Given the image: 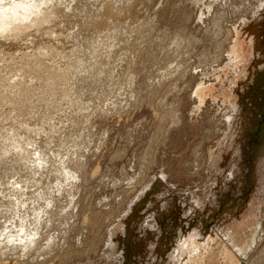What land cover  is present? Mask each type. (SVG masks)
Segmentation results:
<instances>
[{
	"label": "rangeland",
	"instance_id": "1",
	"mask_svg": "<svg viewBox=\"0 0 264 264\" xmlns=\"http://www.w3.org/2000/svg\"><path fill=\"white\" fill-rule=\"evenodd\" d=\"M47 3L44 24L35 14L0 35V146L11 127L33 141L21 163L14 150L0 159V186L27 171L34 182L32 155L53 156L55 168L34 169L50 179L39 172L23 195L53 205H36L50 213L40 242L1 250L0 264H264V0ZM62 162L79 179H61ZM31 204L3 207L0 223L31 208L33 233Z\"/></svg>",
	"mask_w": 264,
	"mask_h": 264
},
{
	"label": "bare ground",
	"instance_id": "2",
	"mask_svg": "<svg viewBox=\"0 0 264 264\" xmlns=\"http://www.w3.org/2000/svg\"><path fill=\"white\" fill-rule=\"evenodd\" d=\"M48 1L50 2V0H11V1L5 3V4L2 3V1H1V3H0V35H2V33H6V31H7V34H11L12 32H16V31L19 32L18 30H20V29L22 28V26H23L24 24H26V21H27V22H28V20H29V22H31V21L33 22V20H34V22L37 21V20H35V18H37V17H36L37 14H42V15H44V16H42L43 19L40 17L41 15H40V16L38 15V17H40V19L38 18V21H39V22L37 21L38 24L40 23L41 20L44 21V19L48 21L49 18H44V17H49V15H52V14H50V13H51V9L53 10V4H54V3H51L52 5L50 4V5H51V6H50V5L47 3ZM46 3L51 7V9H48V7H47V8H44L45 6H43V5H45ZM17 4L25 6V7L27 8V11H25L24 8H21V9H17L15 12H8V13H5V12H4V9H5V8H14V6L17 5ZM50 7H49V8H50ZM191 8H192V7H191ZM238 8H240V7H238ZM47 9H48L49 11H48ZM216 9H217V8H216ZM195 11H196V10H195ZM245 11H246V10H245ZM48 12H50V13H48ZM196 12H197V11H196ZM196 12H195V13H196ZM35 14H36V15H35ZM34 16H35V18H34ZM238 16H239V15H238ZM208 17H209V16H208ZM213 17H214V16H213ZM31 18H32V19H31ZM51 18H52V16H51ZM51 18H50V19H51ZM206 18H207V17H206ZM30 19H31V20H30ZM43 21H41V23H42ZM34 22H33V23H34ZM37 22H35V23L37 24ZM146 22H147V21H146ZM22 23H24V24H22ZM35 23H34V24H35ZM30 24H31V23H30ZM30 24H27V25L30 26ZM34 24H33V25H34ZM43 24H44V22H43ZM222 24H223V23H222ZM39 25H40V24H39ZM39 25H37V26L39 27ZM147 25H148V24H147ZM25 26H26V25H25ZM25 26H23V27H25ZM29 26H26L25 29H26L27 27H28L29 29H31V27H29ZM31 26H32V25H31ZM40 26H41V25H40ZM34 27H35V25H34ZM217 27H218V26H217ZM28 28H27V29H28ZM11 29H13V30L16 29V31H12L11 33L8 32V31H10ZM25 29H23V30L25 31ZM27 29H26V31H27ZM37 29L39 30V28H37ZM133 29H134V28H133ZM38 30H37V31H38ZM45 30H46V29H45ZM24 31H23V33H24ZM46 31L49 32V30H46ZM123 31H125V30H123ZM131 31H132V29H131ZM176 31H177V30H176ZM40 32H41V31H40ZM126 32L129 33L128 31H126ZM19 33H22V31H20ZM45 33H47V32H45ZM50 33H51V32H50ZM123 33H124V32H123ZM131 33H132V32H131ZM233 33H234V32H233ZM47 34H49V33H47ZM143 34H144V33H143ZM178 34H179V33H178ZM201 34H202V33H201ZM4 35H6V34H4ZM13 35H14V34H13ZM192 35H193V34H192ZM222 35H223V34H222ZM9 36H10V35H9ZM17 36H18V35H17ZM30 36H31V35H30ZM30 36H29V38H30ZM47 36H48V35H47ZM49 36H52V35L49 34ZM58 36H59V34H58ZM125 36H126V35H125ZM125 36H124V37H125ZM216 36H217V35H216ZM218 36H219V35H218ZM12 37H13V36H12ZM14 37L16 38L15 35H14ZM144 37H145V36H144ZM55 38H56V37H55ZM32 39H33V37H32ZM123 39H125V41L123 40L124 42H128V41L126 40V38H123ZM128 39H129V37H128ZM198 39H199V38H198ZM201 39H202V38H201ZM14 40H15V39H14ZM188 40H189V39H188ZM195 40H196V39H195ZM222 40H223V39H222ZM182 43H183V41H182ZM170 44H171V43H170ZM107 45H109V44H107ZM111 45H113V44L111 43ZM111 45H110V46H111ZM46 46H47V45H46ZM103 46H105V45L102 44V49H105V48H103ZM171 46H172V45H171ZM217 46H218V45H217ZM41 47H42V46H41ZM47 47H48V46H47ZM99 47H100V46H99ZM179 47H180V46H179ZM185 47H187V46H185ZM48 48H49V47H48ZM106 48H107V47H106ZM108 48H110V47H108ZM204 48H205V47H204ZM37 49H39V48H37ZM92 49H93V48H91V51H92ZM94 49H95V48H94ZM97 49H98V48H97ZM97 49H96V50H97ZM45 51H46V50H45ZM91 51H90V52H91ZM94 51H95V50H93V52H94ZM41 52H43V51H41ZM47 52H48V51H47ZM93 52H91V53H93ZM212 52H213V51H212ZM11 53H12V52H11ZM220 53H221V52H220ZM26 54H27V53H26ZM39 54H41V53L39 52ZM42 54H43V53H42ZM206 54H207V53H206ZM124 55H125V54H124ZM191 55H192V54H191ZM217 55H218V54H217ZM43 56H44V55H43ZM125 56H126V55H125ZM200 56H201V55H200ZM220 56H221V55H220ZM26 57H27V56H26ZM202 57H203V56H202ZM38 58H39V57H38ZM77 59H78V58H77ZM80 59H83V58L81 57ZM213 59H214V58H213ZM202 60H203V59H202ZM220 60H221V59H220ZM38 61H39V59H38ZM38 61H37V63H39ZM77 61L79 62V60H77ZM83 61H84V60H83ZM97 61H98V59H97ZM213 61H214V60H213ZM78 62H76V63H78ZM81 62H82V60H81ZM94 62H96V61H94ZM216 62H217V61H216ZM34 63H36V62H34ZM82 63H83V62H82ZM96 63H97V62H96ZM98 63H99V62H98ZM210 63H211V62H210ZM40 64H41V63H40ZM80 64H81V63H80ZM171 64H172V63H171ZM212 64H213V63H212ZM218 64H219V63H218ZM41 65H43V64H41ZM94 65H95V64H94ZM59 66H60V65H59ZM63 66H64V65H63ZM37 67H38V66H37ZM178 67H179V66H178ZM204 67H205V66H204ZM38 68L41 69L40 67H38ZM163 68H164V67H163ZM202 68H203V67H202ZM53 69H55V67H54ZM67 69H68V68H67ZM207 69H208V68H207ZM20 72H21V73H20V78H17V80H15V81L12 82L11 84H9V86L11 87L10 90H12V89H14V88H17V87H18V89L20 88L19 86H20V84L23 82L22 79H23V77H24V76H22V74L24 73L22 68L20 69ZM49 73H50V72H49ZM193 73H194V72H193ZM195 73H196V72H195ZM18 74H19V73H18ZM73 74H74V73H73ZM56 75H57V74H56ZM51 76H53V74H51ZM65 76H66V75H65ZM158 76H159V75H158ZM156 78H157V76H156ZM161 78H162V77H161ZM0 79H2V77H1ZM165 79H166V78H165ZM192 79H193V78H192ZM31 80H33V79H31ZM0 81H1V80H0ZM68 81H69V80H68ZM193 81H194V80H193ZM1 83L3 84V82H1ZM69 84H70V83H69ZM191 84H192V83H191ZM191 84H190V85H191ZM5 86H6V85H5ZM129 86H130V85H129ZM2 87H3V86H2ZM2 87H1V88H2ZM28 88H29V87H28ZM18 89H15V90H18ZM23 89H24V88H23ZM4 90H6V89H4ZM10 90H9V91H10ZM25 90H26V89H25ZM2 91H3V90H2ZM2 91H1V92H2ZM13 91H14V90H13ZM6 92H7V90H6ZM125 93H126V92H125ZM132 93H134V92H132ZM1 94H2V93H1ZM121 94H122V92H121ZM2 95H3V94H2ZM131 96H132V95H131ZM180 96H181V95H180ZM0 97H1V95H0ZM5 97H6V95H3V99H5ZM8 97H10V96H8ZM11 97H12V96H11ZM1 98H2V97H1ZM126 98H127V97H126ZM3 99H2V101H3ZM9 99H11V98H9ZM12 99H13V98H12ZM170 99H171V98H170ZM178 100H179V99H178ZM185 100H186V98H185ZM185 100H184V101H185ZM0 101H1V100H0ZM9 101H10V100H9ZM182 102H183V101H182ZM1 104H2V102H1ZM179 104H180V103H179ZM89 105H90V104H89ZM0 106H1V105H0ZM24 107H25V106H24ZM34 107H35V106H34ZM26 108H27V107H26ZM32 108H33V107H32ZM174 108H175V107H174ZM28 109H29V108H28ZM35 110H36V109H35ZM91 110H92V109H91ZM16 111H17V110H16ZM177 111H178V110H177ZM81 112H82V111H81ZM89 112H90V111H89ZM11 113H12V112H11ZM11 113H10V114H11ZM15 113H16V112H15ZM24 113H25V111H24ZM74 113H75V112H74ZM179 113H180V112H179ZM10 114H9V115H10ZM12 114H13V113H12ZM16 114H17V113H16ZM27 114H28V113H27ZM69 115H70V114H69ZM81 115H82V114H81ZM86 116H87V114H86ZM86 116H85V117H86ZM30 117H31V116H30ZM175 117H176V115H174L173 118H174V119H177V117H176V118H175ZM9 118H10V117H9ZM9 118H8V119H9ZM11 118H12V117H11ZM18 118H19V117H18ZM22 119H23V117H22ZM90 119H91V118H90ZM90 119H89V122H90ZM174 119H172V120H174ZM226 119H227V118H226ZM228 119H229V118H228ZM23 120H24V119H23ZM23 120H21V121H23ZM71 120H72V119H71ZM18 121H19V120H18ZM21 121H20V122H21ZM74 121H75V120H74ZM87 121H88V120H87ZM174 121H176V120H174ZM68 122H69V121H68ZM81 122H83V121H81ZM172 122H173V121H172ZM13 123H14V122H13ZM87 123H88V122H87ZM175 123H176V122H175ZM1 124H2V123H1ZM60 124H61V123H60ZM11 125H12V124H11ZM2 126H3V125H2ZM12 126H13V125H12ZM10 127H11V126H10ZM174 127H175V126H174ZM11 128H12V127H11ZM11 128H9V129L7 128V129H8L7 132L10 130V131H11V134H12V133H16V132H17V134H19V133H18V130H19V129L17 130L16 128H15V129L13 128V129H14V132H12L13 129H11ZM21 128H22V127H21ZM21 128H20V129H21ZM53 128H54V127H53ZM73 128H74V127H73ZM64 129H65V128H64ZM74 129H75V128H74ZM15 130H16V131H15ZM21 130H22V129H21ZM21 130H20V131H21ZM30 130H31V129H30ZM33 130H34V129H33ZM70 130H71V129H70ZM72 130H73V129H72ZM80 130H81V129H80ZM10 131H9V133H10ZM25 131H26V130H25ZM36 131H39V130H36ZM46 132H49V131H46ZM51 132H52V131H51ZM55 132H56V131H55ZM57 132H58V131H57ZM69 132H70V131H69ZM59 133H60V132H59ZM17 134H15L16 137L14 136V138H16V140H15V139L13 140V138H12L9 134H7V136H8V135L10 136V137H7V136H6V137H7L8 139H10V144H9V145L12 146V147H11V148H6L5 146H9V145H8V144H5V146H3V147H5V148L2 149V148H1L2 146H0V148L2 149V151H1V149H0V151H1L0 153H1V156H2V157L0 156V159H1V158H4V157H5L4 155H7L8 153H10L11 150H14V151H16V152H14V153H15L14 155L16 156L15 160L17 159V160L20 161V163H21V160H19V159H22L23 157L20 158L19 156H23V154H21V153H22L23 151H25V148H26L25 146H27V148H28V146L30 147V145L32 144L31 142H33V141H32V139L28 138L27 140L21 142L20 140H22V137H19V136H22L23 134H22V133H21L22 135H21V134H20V135H17ZM28 134H29V133H28ZM37 134H38V133H37ZM50 134H51V133H49V135H50ZM53 134H54V133H53ZM60 134H61V133H60ZM13 135H14V134H13ZM25 135H26V134H25ZM56 135H57V134H56ZM62 135H63V134H62ZM62 135H61V136H62ZM70 135H71V134H70ZM23 136H24V135H23ZM38 136H39V135H38ZM18 137H19V139H20V138H21V139L19 140ZM28 137H29V136H28ZM50 137H51V136H50ZM7 138H6L5 140L3 139V142L6 141ZM58 138H59V137H58ZM61 138H62V137H61ZM91 138H92V137H91ZM17 139H18V140H17ZM33 139H34V138H33ZM37 140H38V139H37ZM59 140H60V139H59ZM75 140H76V139H75ZM75 140H74V141H75ZM85 140H86V139H85ZM48 141H49V140H48ZM3 142H2V143H3ZM7 142L9 143L8 140H7ZM35 142H36V141H35ZM46 142H47V141H46ZM63 142H64V141H63ZM69 142H70V141H69ZM79 142H80V141H79ZM86 142H87V141H86ZM90 142H91V141H90ZM36 143H37V142H36ZM47 143H48V145H49V142H47ZM58 143H60V142L58 141ZM76 143H77V142H76ZM84 143H85V142H84ZM88 143H89V142H88ZM88 143H87V145H89ZM51 144H52V143H51ZM55 144H56V143H55ZM64 144H65V143H64ZM90 144H91V143H90ZM56 145H57V144H56ZM62 145H63V144H62ZM73 145H75V144H73ZM73 145H71V146H73ZM79 145H80V144H79ZM85 145H86V144H85ZM32 146H33V145H32ZM69 146H70V145H69ZM153 146H154V145H153ZM24 147H25V148H24ZM33 147H34V146H33ZM33 147H32V148H33ZM45 147H46V145H45ZM47 147H48V146H47ZM56 147H58V145H57ZM62 147H63V146H61L60 148H62ZM73 147H75V146H73ZM76 147H77V146H76ZM83 147H84V146H83ZM27 148H26V151L28 150ZM52 148H53V147H52ZM85 148H86V147H85ZM85 148H84V149H85ZM35 149H36V148H35ZM44 149H45V148H43V151H44ZM58 149H59V148H58ZM31 150H32V149H31ZM37 150H38V149H37ZM50 150L53 151L52 149H50ZM55 150H57V149H55ZM35 151H36V150H35ZM35 151H33V152H34V153H36V152L38 153V151H36V152H35ZM41 151H42V150H41ZM51 151H50V152H51ZM67 151H68V150H67ZM74 151H75V150H74ZM136 151H137V150H136ZM33 152H32V154H33ZM44 152L46 153V151H44ZM48 152H49V151H48ZM63 152H65L64 149H63ZM37 153H36V154H37ZM39 153H40V152H39ZM45 153H43V154H45ZM51 153H52V152H51ZM70 153H71V152H70ZM70 153H69V154H70ZM97 153H98V152H97ZM97 153H95V154H97ZM10 154H11V153H10ZM12 154H13V152H12ZM12 154H11V155H12ZM16 154H17L18 156H17ZM53 154H54V153H53ZM56 154H57V153H56ZM24 155H25V154H24ZM27 155H28V152H27L26 156H27ZM29 155H30V154H29ZM37 155H38V154H37ZM37 155H36V157L34 156V158H33V155H32V157H31L32 159L30 158V162H32V164H30L29 166H32V165H33V166H35V168H36V167H41L42 170L44 171V168L47 167V165L49 166V163L51 162L50 158L53 159V156L50 157V158H49V157L47 158V157L44 156V158H43V156H41V154H40V156H38V157H37ZM49 155H50V154H49ZM65 155H66V154H65ZM65 155H63V156H65ZM67 155H68V154H67ZM70 155H71V154H70ZM87 155H88V154H87ZM3 156H4V157H3ZM12 156H13V155H12ZM12 156H11V157H12ZM60 156H61V155H60ZM94 156H95V155H94ZM6 157H7V156H6ZM18 157H19V159H18ZM68 157H69V156H68ZM56 158H59V156L56 157ZM56 158H55V159H56ZM64 158H65V157H64ZM81 158H82V157H81ZM85 158H86V157H85ZM90 158H91V157H90ZM23 159H24V158H23ZM23 159H22V160H23ZM45 159H46V160H45ZM60 159H61V158H60ZM77 159H78V158H77ZM3 160H5V158H4ZM3 160H0V161H3ZM15 160L12 159V161H15ZM26 160H28V159L26 158ZM49 160H50V162H49ZM53 160H54V159H53ZM18 161H17V163H18ZM54 161H55V160H54ZM58 161H59L58 163H60V160H58ZM78 161H79V160H78ZM4 162H5V161H4ZM8 162H9V160H8ZM15 162H16V161H15ZM23 162H25V161H23ZM52 162H53V161H52ZM52 162H51V163H52ZM55 162H57V159H56ZM55 162H54V163H55ZM64 162H65V161H64ZM64 162H62V164H61V165H58L59 167L56 168V170H59V171L57 172V174H60V170H61V172H63V174H60V176H59V175H57V176H59L61 179H62V178L64 179V177H65V179H64L65 181L68 180V179H69V181H70V180L72 181L74 178H76V180L79 179V178L76 177L77 175H75L74 173H72V172L70 171L71 169L69 170L68 166H66ZM67 162H68V160H67ZM67 162H66V163H67ZM5 163H6V162H5ZM26 163H29V162H26ZM26 163H25V164H26ZM47 163H48V164H47ZM51 163H50V164H51ZM58 163H57V164H58ZM72 163H73V162H72ZM141 163H142V162H141ZM25 164H24V165H25ZM55 164H56V163H55ZM55 164H51L50 166L53 165V167L55 168V166H54ZM77 164H78V163H77ZM5 165H6V164H5ZM5 165H4V166H5ZM12 165H13V164H12ZM73 165H74V164H73ZM80 165H81V164H80ZM83 165H84V164H82V166H83ZM91 165H92V164H91ZM13 166H14V165H13ZM27 166H28V164H27ZM56 166H57V165H56ZM82 166H81V167H82ZM132 166H133V165H132ZM15 167H17V166H15ZM15 167H13V169H14L13 171H15V170H16V171H19V172H21V171L23 172V171H24V170L21 169L20 167H19L20 170H19V169H15ZM21 167H23V166L21 165ZM24 167H25V166H24ZM66 167H67V168H66ZM78 167H80V166H78ZM83 167H84V166H83ZM27 168H29V167H27ZM30 168H31V167H30ZM35 168H34V169H35ZM41 168H39V169H41ZM54 168H53V169L50 168V169L54 171V170H55ZM71 168H73V167H71ZM76 168H77V167H76ZM25 169H26V167H25ZM32 169H33V168H32ZM34 169H33V173H34V171H35V174L38 173V175H39V172H40V171H39V170H34ZM36 169H37V168H36ZM83 169H84V168H83ZM56 170H55V171H56ZM75 170H76V169H75ZM78 170H80V168H78ZM25 171H27V170H25ZM45 171H46V169H45ZM45 171H44V172H45ZM53 171H52V172H53ZM80 171H82V168H81ZM19 172H17V173H19ZM27 172H28V171H27ZM27 172H26V175H25V176H27ZM29 172H31V171H29ZM41 172H42V171H41ZM41 172H40V174L42 175L44 172H42V173H41ZM48 172L51 173L50 170H49V167H48ZM78 172H79V171H78ZM13 173L16 174L15 172H13ZM23 173H24V172H23ZM31 173H32V172H31ZM55 173H56V172H54V174H55ZM14 174H12V175H13L12 178L15 177ZM24 174H25V173H24ZM24 174H23V175H24ZM46 174H47V173L43 174L42 177H44V175H46ZM51 174H52V173H51ZM76 174H77V173H76ZM82 174H83V173H82ZM23 175L21 174V176H19V178L21 177V178L25 179V178H24L25 176H23ZM32 175L35 176L34 174H32ZM32 175H31V178H32ZM38 175H36L38 178H36V176H35V179L33 178V180H35L34 182H33L31 179H29V180H27V181L24 180V182H25V181H26V182L23 183V180H22L21 178H20V179H21V180H20L18 177H16V178L19 179V180H16V179L13 180V179H12L13 181L10 183L11 186H9L10 189L8 188V190H10V191L7 190V187H8L7 184H6L7 187H6V186L4 187V185L2 184L3 186H0V187H1V188H0V193H1L0 195H3L2 197H4V199H6V202H5V203H2V204L0 203V210L3 209L2 211L4 212V210L6 209L8 212H9V211L12 212L13 210H15L16 206H17V207H18L19 205L22 206V207H23V206H27V205H28V204H27V201L29 202L31 199H30V200L28 199V200L26 201V200H25L26 198L24 197V198H25V199H24V198H23V195L25 196V195H26L25 193L28 192V191L25 192L26 189H30V188H28V187H30V186H28V185H29V182L31 183L30 185H32V183H33V185H35V184H37L38 182L40 183V180L42 181V179H41L40 176H38ZM55 175H56V174H55ZM61 175H64V177H62ZM16 176H17V174H16ZM28 176H29V174H28ZM46 176H48V175H46ZM46 176H45V178H46L45 183H48L49 181H47L48 179H47ZM48 177H49V179H50V174H49ZM54 177H55V176H52V177H51V178L54 179V181L52 180L53 182H55V178H54ZM138 177H139V176H138ZM28 178H29V177H28ZM28 178H26V179H28ZM71 178H73V179H71ZM61 179H59V180H61ZM30 180H31L32 182H31ZM56 180H57V178H56ZM59 180H58V181H59ZM76 180H75V181H76ZM10 181H11V179H10ZM10 181H8V182H10ZM46 181H47V182H46ZM69 181H68V182H69ZM75 181H74V182H75ZM8 182H7V183H8ZM43 182H44V179H43ZM50 182H51V181H50ZM53 182H52V183H53ZM61 182L64 183L63 181H61ZM61 182H60V183H61ZM68 182H67V183H68ZM2 183H3V182H2ZM27 183H28V184H27ZM34 183H35V184H34ZM56 183H59V182H55V184H56ZM60 183H59V186H62ZM67 183H66V185H67ZM69 183H70V182H69ZM82 183H83V182H82ZM0 184H1V183H0ZM8 184H9V183H8ZM10 184H9V185H10ZM71 184H72V183H71ZM73 184H74V183H73ZM73 184H72V185H73ZM75 184H76V183H75ZM41 185H42V184H41ZM46 185H47V184H46ZM49 185H50V184H49ZM49 185H47V187H49ZM51 185H52V184H51ZM69 185H70V184H69ZM116 185H117V184H116ZM36 186H37V185L34 186L35 189H36ZM39 186H40V185H39ZM43 186H44V184L42 185V187H43ZM63 186H64V185H63ZM70 186H71V185H70ZM73 186H74V185H73ZM3 187H4V188H3ZM40 187H41V186H40ZM129 187H130V186H129ZM2 188H3V189H2ZM37 188H38V186H37ZM50 188L52 189L53 187L51 186ZM50 188H46V189H47V192H48V189H50ZM54 188H55V191H57V189H56V188H57L56 185L54 186ZM54 188H53V189H54ZM68 188H69V187H68ZM73 188H75V187H73ZM32 189H33V187H32ZM32 189H31V191H32ZM35 189L33 190V192H34V191L36 192ZM53 189H52V190H53ZM59 189H62V188H59V187H58V192L60 193V190H59ZM65 189H66V187H65ZM41 190H42V189H41ZM6 191H8V192H6ZM39 191H40V190H39ZM42 191L45 192L46 190H42ZM29 192H30V191H29ZM37 192H38V191H37ZM65 192H67V191H65ZM30 193H32V192H30ZM38 193H39V192H38ZM48 193H49V192H48ZM36 194H37V193H36ZM39 194H40V193H39ZM39 194H37V195H39ZM44 194H45V193H44ZM50 194H51V193H49V195H50ZM56 194H57V193H56ZM21 195H22V196H21ZM27 195H28V193H27ZM29 195H30V194H29ZM31 195H32V194H31ZM37 195H36L34 198L37 197V199H39L40 195H39V197H38ZM46 195H48V194H46ZM57 195H59V194H57ZM73 195H74V194H73ZM20 196H21V197H20ZM32 196H33V195H32ZM32 196H29V197L31 198ZM42 196H43V195H42ZM44 196H45V195H44ZM44 196H43V197H44ZM26 197L29 198L28 196H26ZM48 197H50V196H47V199H48ZM52 197H53V196H52ZM54 197H55V196H54ZM60 197H61V196H60ZM0 198H1V197H0ZM44 198H45V197H44ZM44 198H43V199H44ZM37 199H36V200H37ZM43 199H42V200H43ZM74 199H75V198H74ZM79 199H80V198H79ZM105 199H106V198H105ZM33 200H34V199H32V201H33ZM40 200H41V199H40ZM42 200H41V201H42ZM49 200L51 201V198H50ZM58 200H59V199H58ZM2 201H4V200H2ZM32 201H31V202H32ZM37 201H38V200H37ZM46 201H47V200H46ZM50 201H48V202L43 201L44 203H42V205H43V206H44V205H53V203L51 204ZM33 202H34V201H33ZM54 202H55V200H54ZM56 202H57V201H56ZM58 202H59V201H58ZM58 202H57V203H58ZM61 202H62V201H61ZM79 202H80V201H79ZM34 203H37V202H34ZM39 203H40V201H39ZM39 203H37L36 205L38 206ZM46 203H48V204H46ZM59 203H60V202H59ZM26 204H27V205H26ZM30 204H31V203L29 202V205H30ZM32 204H33V203H32ZM32 204H31V205H32ZM54 204H55V203H54ZM29 205H28V206H29ZM36 205H32V206H36ZM40 205H41V203H40ZM40 205H39V206H40ZM42 205H41V206H42ZM28 206H27V207H28ZM32 206H31V207H32ZM37 206H36V207H37ZM3 207H4L5 209H4ZM22 207H21V208H22ZM47 207H48V206H47ZM60 207H61V206H60ZM18 208H19V207H18ZM34 208H35V207H34ZM34 208H33V209H34ZM42 208H43V210H42L40 207H37V211H38V212L36 211V212H37V215H36V213L33 211V212L35 213V215L33 214V215L35 216V220L31 221V225L33 226V224H34V230H35V231H34V230H33V231H34L35 233L32 231L34 234L31 233L30 231H28V232H30V233H28V232H25V234L22 233V232H23L22 230H23L24 228L27 229V227H28V226H27V223H28L30 220H29V218H27V216H28L29 214H27V216H26V213H28V212H32V210H30L31 208L29 209L28 212H26L27 209L24 208V209L26 210V211H25V212H26L25 215H24V214H21V212H19V214H17V215H18L17 217H18L19 221H17L18 219L16 218V219H17L16 222L13 221V220H11V219H13L14 217H13V218H12V217H11V218H9V217L7 218V216H12V215H13V214H12L13 212H12V213L9 212V213H11L12 215H8V213H7V216L5 215L6 213H5V214L2 213L4 216H6V217L4 218V220H5V219H6V220H5V221L3 220L5 223H2V224H4V225L1 226L2 228H0V252H1V250H2V252H3L5 249H6V250H9V247H10L11 249H13V248L16 249L17 247H19V248L22 247L23 250L28 248V250L31 251V249H30L31 247H30V246H32V243H34V242L37 241V238H36V237H38V236H39L38 233H40L39 230H40L41 227L38 226V225L41 224V223H43V221L41 222V219H42L43 216L45 215L44 212H45L46 210L44 211V208H46V206H45V207H42ZM51 209H52V207H51ZM47 210H49V209L47 208ZM17 211H18V210H17ZM17 211H16V210L14 211L15 214H16ZM59 211H60V210H59ZM54 212H55V211H54ZM0 213H1V212H0ZM17 213H18V212H17ZM23 213H24V212H23ZM48 213H49V212H48ZM48 213H47V214H48ZM60 213H61V212H60ZM69 213H70V212H69ZM42 214H43V215H42ZM49 214H50V213H49ZM49 214H48V215H45V218H46V216L49 217V216H50ZM54 214H55V213H54ZM54 214H53V215H54ZM33 215H32V216H33ZM53 215H52V217H53ZM58 215H59V214H58ZM13 216H14V215H13ZM30 216H31V214H30ZM30 216H29V217H30ZM57 217H58V216H57ZM61 217H62V216H61ZM69 217H70V216H69ZM2 218H3V217H2ZM75 218H76V217H75ZM48 219H49V221H51L50 218H48ZM27 220H29V221L27 222ZM42 220H44V219H42ZM46 220H47V219H46ZM46 220H45V221H46ZM53 220H54V218H53ZM49 221H47V222H49ZM45 223H46V222H45ZM52 223H53V222H52ZM2 224L0 223V225H2ZM46 224H48V223H46ZM50 224H51V223H50ZM70 224H71V223H70ZM50 226H51V225H50ZM39 227H40V228H39ZM42 227H43V226H42ZM57 227H58V226H57ZM84 227H85V226H84ZM45 228L47 229L46 226H45ZM52 228H53V227H52ZM30 229H32V228L30 227ZM28 230H29V229H28ZM26 231H27V230H26ZM41 231L44 232V230H42V229H41ZM45 231H46V230H45ZM36 232H37V233H36ZM58 232H59V231H58ZM67 233H68V232H67ZM36 234H38V236H37ZM44 234H45V233H44ZM70 234H71V232H70ZM70 234H69V235H70ZM28 236H31V237L28 238ZM40 236L42 237L43 235L41 234ZM50 236H51V235H50ZM59 236H60V235H59ZM83 236H84V235H83ZM47 237H48V234H47V236H46V239H47ZM51 237H55V236H51ZM43 238H44V237H43ZM67 238H68V237H67ZM44 239H45V238H44ZM51 239L55 240L56 238H55V239H54V238H51ZM53 240H52V242H53ZM59 240H60V239H59ZM79 240H80V238H79ZM38 241L40 242L39 239H38ZM38 241H37V242H38ZM41 241H42V240H41ZM49 241H51V240H49ZM49 241H48V242H49ZM77 241H78V240H77ZM39 242H38V243H39ZM10 244H11V245H10ZM35 244H36V243H35ZM49 244H50V242H49ZM51 244H52V243H51ZM54 244H55V243H54ZM54 244H52L51 247H52ZM62 244H63V243H62ZM62 244H61V245H62ZM46 245H47V243H46ZM46 245H45V247H44L45 249H46ZM20 246H21V247H20ZM37 246H38V245H37ZM47 246H48V245H47ZM56 246H57V245H56ZM35 247H36V246H35ZM41 247H42V246H41ZM49 247H50V245H49ZM64 247H65V246H64ZM7 248H8V249H7ZM33 248H34V247H33ZM37 248H38V247H36V249H37ZM44 248H43V249H44ZM48 249H49V248H48ZM62 249H63V248H62ZM252 249H253V248H252ZM262 249H263V248H262ZM16 250H17V249H16ZM16 250H15V251H16ZM28 250H27V252H28V254H29V251H28ZM46 250H47V249H46ZM53 250H54V249H53ZM10 251H11V250H10ZM13 251H14V250H13ZM13 251H11V252H13ZM43 251H45V250H43ZM51 251H52V250H51ZM11 252H10V253H11ZM24 252L27 254L26 251H24ZM24 252H22V253H24ZM263 252H264V250H263ZM4 253L7 254V252H3V254H4ZM8 253H9V252H8ZM16 253H17V252H16ZM0 254H1V253H0ZM17 254H18V253H17ZM30 254H31V253H30ZM49 254H50V253H49ZM9 255H10V254H9ZM22 255H24V254H22ZM22 255H21V256H22ZM40 255H41V254H40ZM19 256H20V255H19ZM25 256H26V255H25ZM58 256H59V255H58ZM10 257H11V256H10ZM255 257H256V256H255ZM42 258H43V257H42ZM258 258H259V257H258ZM253 259H254V258H253ZM249 262L251 263V261H249Z\"/></svg>",
	"mask_w": 264,
	"mask_h": 264
},
{
	"label": "clouds",
	"instance_id": "3",
	"mask_svg": "<svg viewBox=\"0 0 264 264\" xmlns=\"http://www.w3.org/2000/svg\"><path fill=\"white\" fill-rule=\"evenodd\" d=\"M21 8H24V10L27 11V8L25 6L17 4L14 6V8H5L4 12L5 13L15 12L17 9H21Z\"/></svg>",
	"mask_w": 264,
	"mask_h": 264
}]
</instances>
